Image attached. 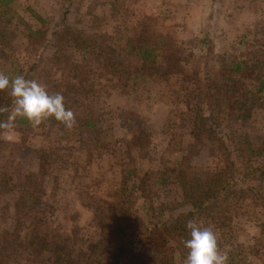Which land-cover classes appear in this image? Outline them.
<instances>
[{"label": "rangeland", "instance_id": "374dc122", "mask_svg": "<svg viewBox=\"0 0 264 264\" xmlns=\"http://www.w3.org/2000/svg\"><path fill=\"white\" fill-rule=\"evenodd\" d=\"M59 5L60 0H12L5 7V15L0 18L5 30L2 45L13 51L16 64L27 65V30L42 26L37 15L51 19L53 24L60 17ZM123 10L126 11L125 26L136 25L148 13L164 15V21L153 27L174 41L186 42L183 44L185 59L168 69L165 80L148 77L129 82L125 89L117 88L109 96H99L102 110L95 117L97 127L85 135L73 129L80 123V115H74L72 128L61 122L45 131L39 127L22 130L14 124L3 128L0 131V232L14 227V205L22 190L17 186L24 184L21 186L25 191L33 189L23 177L34 172L40 175L37 180L31 178L32 183H37L39 197L35 208L24 218L25 242L38 219L69 235L75 251L87 250L88 242L96 241L103 233L106 235L107 228L117 225L126 234H137L142 224H147L151 217L161 213L163 206L178 198L180 189L173 170L204 173L223 166L219 158L210 156L211 141L206 135L218 115L222 127L216 130L225 134V143L239 171L264 164V88L255 91L257 77L246 81L241 88L255 92L254 105L241 118L228 119L220 113L227 106L220 107L218 103L231 91L227 85L216 82L227 73L214 76L216 64L210 57L211 50L197 44L192 47L189 43L205 31L212 36L223 31L236 34L243 28V20L253 22L259 17L264 23V0H77L71 8V18L90 26L94 16H104L106 21L98 25L99 30L106 34L110 46L122 49ZM43 52L50 55L53 48L47 46L38 53ZM68 54L74 61L88 56L74 43L69 44ZM121 58L125 59V52ZM5 60L0 52V72L10 75L14 65ZM156 65L164 68L163 57L157 58ZM207 72L213 79H207ZM132 76L130 73L129 77ZM10 91L9 87L2 93ZM199 131L203 143L194 149L196 152H190L189 144ZM133 134L142 137V147L131 145ZM93 137L98 140L96 145L92 143L88 147L91 155H87L86 148L80 151L87 145V138ZM41 151H45L44 156ZM48 153L54 162L40 159ZM130 156L135 163L130 162ZM132 167L135 173L124 183L125 172ZM256 187L264 196V181ZM234 204L236 214L230 227L218 229L207 220L198 225L211 227L219 250L227 256L230 252L234 254V262L264 264V233L260 226L264 221V207L255 204L249 193ZM98 205L101 212L97 210ZM119 238L111 239L113 244ZM126 241L133 242L134 238ZM7 255L9 264H53V256L46 251L37 253L17 247L8 250ZM173 255L175 264H185L186 257L178 250ZM159 262L157 253L143 249L130 251L122 264Z\"/></svg>", "mask_w": 264, "mask_h": 264}, {"label": "trees", "instance_id": "16d2710c", "mask_svg": "<svg viewBox=\"0 0 264 264\" xmlns=\"http://www.w3.org/2000/svg\"><path fill=\"white\" fill-rule=\"evenodd\" d=\"M11 1L0 0V18L5 15V7ZM76 1L60 0V17L53 24L50 23L51 19L46 20L37 15L42 26L27 30L25 51L29 59L25 67L16 64L13 51L2 45L5 30L1 25L0 52L6 58L5 61L14 65L10 77L23 75L26 79L36 80L45 85L50 94L62 93L66 108L75 116L80 115V123L73 129L85 135L97 127L95 117L99 110H102L97 99L99 96H109L111 91L117 88L125 89L129 82L145 80L148 77L152 80L155 78L165 80L169 73L168 69L178 66L187 53L184 54L186 47L183 45L186 42L174 41L166 34L155 31L153 26L162 23L165 19L164 15L155 12L143 15L136 25L125 26L126 11L123 10L125 12L121 15L120 21L121 24L123 23V48L110 46L106 41V34L98 27L100 23L106 21L104 16H94L90 26L81 24L77 18H71V8ZM241 23L243 28L236 34L223 31L214 37L204 30L205 32L195 35L189 42L192 47H196L197 44V47L203 49L207 46L211 50L210 57L216 64L212 73L214 76L216 73L219 75L227 73L226 76H219L216 82L227 85L231 91L224 98L219 99L218 103L220 107L227 106L226 110L221 108L220 113H224L228 119L241 118L254 105L255 92L242 91L241 87L246 81L257 77L258 86L255 91H262L264 88V33L262 32L264 23L259 17L254 18L253 22L243 20ZM217 37L220 38L216 42ZM70 43L78 45L88 56L81 61H74L68 54ZM47 46L53 48L52 54L38 53L41 48L46 49ZM202 49L201 52H204ZM122 52H125V59L121 58ZM236 52L239 54H235ZM159 56L164 59V68L156 65ZM43 72L45 76H42ZM130 73L132 77H129ZM205 76L207 79H213L210 72ZM2 92L3 90H0V108L6 110L0 111V123H7L15 103L10 92L6 94ZM58 123L60 122L53 117L45 119L38 126H33L22 117H16L13 122L14 126L27 131L34 127L51 129ZM211 124L213 127L209 126L206 133L211 141L210 156L219 158L223 166L219 170L204 173L173 170L180 189L177 199L163 206L161 213L151 217L147 224H142L137 234H126L118 225L107 228L106 235L103 233L104 229H101L103 236L96 241L88 242L87 250L75 251L69 235L62 234L58 228H52L48 222H40L39 219L30 229L27 241H24L22 236V229L25 227L24 218L28 217L35 208V202L39 197V190L35 186L37 183H32L31 178L37 180L40 176L34 172L25 175L23 179H26L28 186L33 189L25 191L21 186L24 184H17L22 190L14 205L15 225L10 230L0 232V264H9L7 251L17 247L28 248L37 253L49 252L53 256V264H122L123 260L129 258L130 251L143 249L157 253L159 264H175L173 251L178 250L183 257H186L189 251L184 244L190 238V230L186 228L189 220L197 224L207 220L218 229L228 228L236 214L234 202L241 199L245 193L251 195L255 204H262L264 207V196L256 187L258 183L264 181V164L240 172L231 150L225 143V134L223 135L220 129L216 130V127H222L219 115ZM2 129L0 128V131ZM200 137V131L195 133L194 141L189 144L190 152H196L194 149L202 145ZM97 140V137L87 138V145L81 147L80 151L86 148L87 155H91V148L88 147L92 143L96 145ZM143 144L142 137L138 134L131 136L132 146L140 148ZM1 153L0 141V156ZM41 154L44 156L45 151H41ZM48 155L43 158L41 156L40 159L49 161L50 155ZM130 160L131 163H135L131 156ZM131 173H135V167L127 168L123 177L124 183ZM100 207L98 205L97 210ZM260 226L263 234L264 221ZM114 237H120L116 240V245L111 240ZM129 238H134V241L127 242L126 239ZM229 254L226 264H241L239 260L233 261L234 254L231 252Z\"/></svg>", "mask_w": 264, "mask_h": 264}, {"label": "clouds", "instance_id": "9594fccd", "mask_svg": "<svg viewBox=\"0 0 264 264\" xmlns=\"http://www.w3.org/2000/svg\"><path fill=\"white\" fill-rule=\"evenodd\" d=\"M11 88L15 108L7 123H0V128H11L16 117L27 119L33 126H38L49 117L55 118L67 128L75 123L74 113L67 109L62 93L50 94L46 86L36 80L26 79L23 75L10 77L0 72V90ZM6 109L0 108V111ZM186 228L190 238L184 244L189 250L185 264H226L227 254L221 253L215 232L202 228L189 220Z\"/></svg>", "mask_w": 264, "mask_h": 264}]
</instances>
